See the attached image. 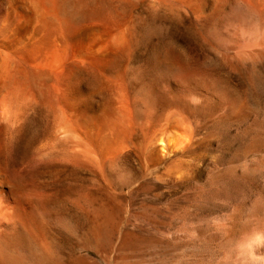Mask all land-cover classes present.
I'll return each instance as SVG.
<instances>
[{"label":"rangeland","instance_id":"rangeland-1","mask_svg":"<svg viewBox=\"0 0 264 264\" xmlns=\"http://www.w3.org/2000/svg\"><path fill=\"white\" fill-rule=\"evenodd\" d=\"M106 1L62 3L64 14L81 27L109 22L106 27L121 47L105 77L77 70L78 91L87 95L80 107L87 112L101 108L110 101L112 83L128 94L138 116L121 137L116 138L113 122L107 125L92 147L88 166H68L75 154L65 143L54 156L67 166L36 174L38 184L57 186L56 194L43 201L52 228L48 243L53 262L215 264L224 254L220 241L206 235L204 241L191 243L190 216L196 222L203 216L225 219L219 199L227 195L239 204L230 211L233 231L246 226V220L264 217V58L248 61L240 55L245 42H259L255 35L264 25L256 17L250 20L242 0H191L173 7L153 0ZM260 4L263 8L264 1ZM20 7L30 10L27 0H0V41L14 35L11 17ZM101 8L105 15H99ZM35 26H29V33ZM6 56L1 46V66ZM165 56L172 63L163 62ZM37 96L14 98V109L20 111L4 131L7 148L20 156L37 155L54 131V121ZM177 140L182 142L178 149Z\"/></svg>","mask_w":264,"mask_h":264},{"label":"bare ground","instance_id":"bare-ground-1","mask_svg":"<svg viewBox=\"0 0 264 264\" xmlns=\"http://www.w3.org/2000/svg\"><path fill=\"white\" fill-rule=\"evenodd\" d=\"M27 1L30 4V10L27 11L24 9L25 7H20L13 13V15L11 14V23L14 27L12 31L15 30L14 35L7 40L3 41L1 39L0 41V47L2 46L6 50L7 56L9 58L6 59V56V60L4 59V62L7 60L8 61L6 63L2 62L3 65H0V264H54L52 259L53 256L48 243L50 227L48 228L46 222L47 208L45 209V202L43 203V201H45V199H50L56 194L57 186L55 184L56 182L38 184L35 177L40 176H36V174L45 169L56 168L60 166L68 165L71 167H79L81 164H86L88 166L92 159V151H94L92 147L97 140H100L99 136L102 134L101 132L107 127V125L113 122L112 129L114 130L116 138L121 137L128 131L131 123L136 125L134 124V120L132 122L131 120L132 117L133 119H137L138 116L137 111L134 109V107H132L131 103L129 102V98H127L128 94L124 93L123 89V91L120 93L118 88H116L118 84H115L116 86H114L112 83L109 85L110 101L107 100L108 102H106L104 100L106 103L101 108L91 109L89 112H87L80 107V104L85 101L87 95L85 96L83 93L78 91L77 86L79 85L78 83L80 80V75L78 76L77 70H85L87 73L97 77V79H101L100 75H103V72L105 73V70H107L106 68L110 67L111 69V67H114L117 63V58L119 59L120 57L121 47L117 42L116 35H114L113 30L108 28L110 27L107 25L109 22L105 24L108 27L99 25V22L98 25L93 27H81L78 23L72 21L73 19L71 20L64 14L62 4L63 0ZM153 1L167 5L168 7H173L174 4L184 6L191 2V0ZM241 3L243 4L241 6H244V8L247 10L248 14L246 15L250 17V20L253 19V17H256L257 20H259L264 25V6L263 8L260 7L261 0H242ZM81 6H83V4ZM102 6H99L98 9ZM155 9L157 10V8ZM105 12L106 10L103 8L98 10L99 15H105ZM175 15L176 14H174V16ZM253 20L251 21L253 22ZM34 22L36 23V26L34 30L29 33L28 28ZM252 28H255V26H252ZM256 34H258V36L252 33V35H255V37L258 38L259 42H257L255 39L254 45L252 43L249 45L250 42H248V46L245 42V44H243L244 46L241 48L242 51L240 50V55L243 58L248 59V61H255V59L259 60V58L261 60V58H264V28ZM251 36L249 35V37ZM122 39L124 40V38ZM250 39L251 38L248 40L250 41ZM246 40L247 39L245 38V41ZM252 40L253 38L251 41ZM162 61L166 62L167 64L171 62L168 56H165ZM14 62H17L18 66L16 64L13 66ZM98 76L100 77L98 78ZM103 76L105 77V75ZM18 95V98H20V95L29 97L32 95L36 97L38 95L42 100L41 104L43 103L54 121V131L51 132L52 137H49V141L46 139L45 141L47 142H43L40 152L35 156H20L18 154L19 152H15V149L13 150L7 148L8 145H6V139H4V131L8 126V123L14 118L16 111H20V109H18L19 107L17 108V106L16 108L18 110L14 109L16 103L15 97ZM32 99L33 97L31 99L29 98L31 101ZM40 101L38 100V102ZM19 102L20 101H18L17 104ZM195 102H197V99ZM20 104L21 103L18 105ZM19 118H21V115ZM109 126L108 128L110 129L111 127ZM175 138L177 139L176 136ZM7 140H9V138ZM182 141H184V139ZM10 143L12 142L10 141ZM65 143L66 145H70V149L75 154L73 156L75 158L72 157L73 160L70 159L71 156L69 158L67 157L71 160V162H68L67 165L64 164V161H59L58 159L60 158H56L54 156V153L60 151L58 148L63 144L65 145ZM134 144L136 143L134 142ZM162 145L163 148L167 147L164 142H162ZM174 145L178 149V147L182 145V142L178 141ZM169 147L171 148V145ZM66 148H68V146ZM36 149L38 150V148ZM103 150L105 151L104 148ZM119 150L118 152L121 151ZM107 156L109 155L107 154ZM80 157H83L84 159L82 158V160H80ZM46 181L49 180L47 179ZM219 200V208L222 210V212H225L226 218L212 219L203 216L200 217L196 222L195 219L190 216L187 227L190 242L193 243L196 239L199 241H204L206 235L210 236L211 238L213 237V239H218V241H220V248L224 250V254L215 264H264V217H257L253 219L248 218L249 220H246L248 222L246 226L244 224V227L242 226V228H240L238 231H233L231 229L232 227L230 228V225L228 224L233 223L234 217V214L232 215L230 211L232 209L234 210L239 204L237 205L235 202L236 200L234 201L233 198L227 195H223ZM89 203H91V201Z\"/></svg>","mask_w":264,"mask_h":264}]
</instances>
